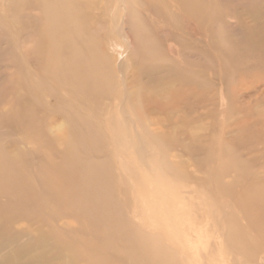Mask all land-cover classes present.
I'll use <instances>...</instances> for the list:
<instances>
[{"label":"rangeland","instance_id":"obj_1","mask_svg":"<svg viewBox=\"0 0 264 264\" xmlns=\"http://www.w3.org/2000/svg\"><path fill=\"white\" fill-rule=\"evenodd\" d=\"M196 1L195 21L178 11L197 27V40H208L205 50L163 40L167 30L153 23L148 45L137 36L135 44L131 41L134 61L132 48L124 53V38L111 35L108 17L90 30L103 49L114 41V56L124 70L112 75L104 86L108 92L101 93L96 138L88 124L82 130L72 117L56 114L42 123L44 133L61 127L65 139L85 152L69 178L49 182L51 172H34L35 162L49 158L31 161L26 154L36 141L31 131L5 122L0 145L18 148L30 170L16 172L11 189L0 193V264H264V221L260 233L253 218L245 221L246 215L232 210L233 194L244 192L243 204L254 215L252 184L224 189L235 178L264 175V0ZM117 4L112 1V7ZM158 7L177 10L174 0ZM137 14L147 21L153 10L137 9ZM254 30L257 35L250 33ZM28 32L18 41L17 33L0 28V73L20 70ZM155 39L158 45H152ZM165 46L179 55L165 53ZM179 60L210 81L195 86L192 107L186 98L191 88L173 82L185 68L178 70ZM133 71L137 83L152 85H133ZM123 75L135 87L134 105L124 98ZM25 80L35 89L31 78ZM50 134L56 142L58 136ZM54 143L55 161L65 146ZM14 161L20 162L8 160ZM44 174L48 182L41 185ZM28 179L31 185L21 186ZM69 183L78 187L75 200L90 199L87 209L60 200L56 189Z\"/></svg>","mask_w":264,"mask_h":264},{"label":"bare ground","instance_id":"obj_2","mask_svg":"<svg viewBox=\"0 0 264 264\" xmlns=\"http://www.w3.org/2000/svg\"><path fill=\"white\" fill-rule=\"evenodd\" d=\"M112 1L0 0V28L17 33L18 41H20L23 31L26 32L29 29L27 36L24 37L25 43H27L25 47L29 49L22 57L20 70L13 73L6 69L0 73V80L3 78L0 84V130L8 125L5 122L11 121L20 125L23 131H31L29 135L36 141L26 150V154L31 161H34L35 158H49L47 165L45 164L47 162H35L33 170L37 174L42 171L51 172L54 179L51 177L49 182L56 180V177L69 178L77 167V161L85 156V152L81 146H78L79 149L75 148L74 144L65 139L62 128L59 126L50 132L53 136H58L56 142L53 140L51 142V134L41 130L42 123L49 117L53 119L56 114L66 119L72 117L79 128L81 126L88 128V124L91 130L90 134L96 138L95 131H97L96 128L100 124L101 117L99 109L101 93L108 92L104 86L110 85L111 78L117 72L124 70V66L119 64L120 62L114 56L116 44L113 40H109L108 49H103L96 41L97 35L94 36L93 41L90 37V30L98 27L105 17H108L109 22H112L111 27H108L111 35L117 33L124 38V53L128 48L133 47L131 41L134 39L135 44L136 36L146 45L149 44L146 34L153 23L167 30V34L164 33L162 36L163 40L193 50H205L208 46L207 39L206 41L203 40V37L199 40L196 39L195 29L197 27H192L190 19L178 11L189 12L195 21L196 0H174L177 10L166 9L163 12L160 11L158 5H164L168 0H119V4L115 7H112ZM137 9L153 10L152 18L147 19L149 22L137 16L139 14H137ZM123 10L126 11V15L121 13ZM119 14L123 19L122 24L118 22ZM96 33L98 34V32ZM250 33L257 35L255 30ZM159 35L161 37V34ZM260 37L263 38L261 40H264L263 34ZM152 45H158V40L155 39ZM133 48L130 51V59L135 61L137 57L135 58L136 51ZM163 51L173 57L179 55L175 47L165 46ZM179 63V71L182 67L185 68L177 73L178 76L173 82H179L181 85L191 88V93L186 98L190 100L187 103L188 106L192 107L195 105L194 103H197L196 98L195 102L191 101L195 86L199 82L208 86L210 81L204 79L202 70L191 68V65L188 67L189 64L183 60H179ZM26 64L29 66L26 67ZM173 69L174 67L171 69L169 66H165L167 73H172ZM25 77L32 79L35 89L27 87ZM127 78L124 76L123 79L125 80L124 98L130 99L134 105L135 94L132 90L135 87H129ZM129 78L135 80L136 72L133 71ZM161 83L160 80L158 84ZM133 85L148 88L152 84L149 81L141 84L135 80ZM166 85L169 87L170 83ZM136 94H139L140 98L144 97L140 92ZM88 102L90 108H87ZM53 143L57 147L65 146L62 147L65 150L62 152L61 159L55 161L50 149ZM12 158L20 162H8ZM244 163L248 164L246 160ZM10 165H14L15 168ZM28 166L24 154L18 148L1 144L0 193L9 191L11 189L9 183L14 181L13 176H16V172L29 171ZM6 168L12 171L6 172ZM41 181V185H46L48 182L46 174ZM23 183L21 186L26 187V185H31V180H25ZM238 183L252 184L255 193L252 197L255 206L254 215H251V209L243 204L244 192H240L238 197L233 194L232 210L246 215L245 221L249 222L253 218L257 231L262 233V228L259 227H262L264 221V175L249 176L247 180L244 178L243 181L241 178H235L224 189L232 191ZM77 189V186L69 183L66 189H56V191L61 201L70 202L76 208H81L83 204L87 209L90 199H85L84 202L75 200L73 192ZM223 243L222 241L221 244Z\"/></svg>","mask_w":264,"mask_h":264}]
</instances>
